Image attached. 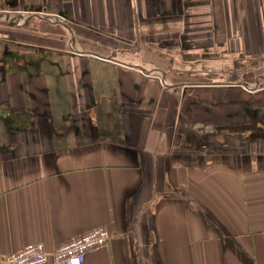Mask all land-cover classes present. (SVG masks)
Listing matches in <instances>:
<instances>
[{
	"label": "crops",
	"instance_id": "crops-1",
	"mask_svg": "<svg viewBox=\"0 0 264 264\" xmlns=\"http://www.w3.org/2000/svg\"><path fill=\"white\" fill-rule=\"evenodd\" d=\"M263 80L264 0H0V264H264Z\"/></svg>",
	"mask_w": 264,
	"mask_h": 264
},
{
	"label": "built area",
	"instance_id": "built-area-1",
	"mask_svg": "<svg viewBox=\"0 0 264 264\" xmlns=\"http://www.w3.org/2000/svg\"><path fill=\"white\" fill-rule=\"evenodd\" d=\"M112 233L104 226L95 227L70 241L59 244L50 250L43 242H33L6 255L5 264H84L86 252L106 245Z\"/></svg>",
	"mask_w": 264,
	"mask_h": 264
},
{
	"label": "rangeland",
	"instance_id": "rangeland-1",
	"mask_svg": "<svg viewBox=\"0 0 264 264\" xmlns=\"http://www.w3.org/2000/svg\"><path fill=\"white\" fill-rule=\"evenodd\" d=\"M41 60H46V59H49L50 60V58H51V55L50 54H45V55H39L38 56ZM261 81V80H260ZM263 83L261 84V86H263L264 85V80L262 81ZM250 89V88H249Z\"/></svg>",
	"mask_w": 264,
	"mask_h": 264
}]
</instances>
